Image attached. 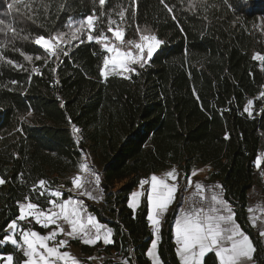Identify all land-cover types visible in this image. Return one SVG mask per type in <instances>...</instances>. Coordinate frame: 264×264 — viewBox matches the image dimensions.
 I'll return each mask as SVG.
<instances>
[{"label": "trees", "instance_id": "trees-1", "mask_svg": "<svg viewBox=\"0 0 264 264\" xmlns=\"http://www.w3.org/2000/svg\"><path fill=\"white\" fill-rule=\"evenodd\" d=\"M165 2L172 13L160 0H135L134 5L106 0L103 6L99 0H23L16 6L19 13L8 7L13 0H0L5 21L0 25V176L7 181L0 186V239L19 216L18 202L26 195L35 199L32 188L39 179L51 182L50 190L67 186L65 178L86 158L101 178L95 196L126 181L116 196L121 208L105 211L87 201L88 211L114 230V243L82 244L81 249L121 250L129 264H150L146 198L133 211L129 194L142 178L171 166L189 175L195 166L210 165V179L222 183L237 221L253 240L256 264H264L259 229L251 226L246 210L262 168L255 160L264 136V64L253 55L264 54V0H202L194 10L189 0ZM93 13L109 37L110 18L126 32V41L138 40L147 28L164 43L143 68L135 65V72L107 80L100 69L108 53L86 36L83 43L63 47L58 57L35 44L37 35L64 33L71 22ZM249 100L251 115L244 111ZM177 199L161 226L164 264H179L172 233ZM21 225L45 232L35 223ZM0 254L25 259L10 243L0 245ZM80 264L93 263L83 259ZM104 264L124 263L110 258ZM206 264L214 261L206 257Z\"/></svg>", "mask_w": 264, "mask_h": 264}, {"label": "snow or ice", "instance_id": "snow-or-ice-1", "mask_svg": "<svg viewBox=\"0 0 264 264\" xmlns=\"http://www.w3.org/2000/svg\"><path fill=\"white\" fill-rule=\"evenodd\" d=\"M132 2L134 5L135 0ZM105 3L106 0H99L101 6ZM160 3L169 13L173 12V8L165 0H160ZM201 3L202 0H189V7L194 10ZM22 4L23 0H13L8 7L11 9ZM24 7L27 11H31L29 5L24 4ZM16 11L19 13L20 7H16ZM126 12L127 9H123L118 13L120 21L125 20ZM28 18L32 17L28 16ZM173 19H175L174 16ZM99 20L100 17L93 13L80 20L70 32H56L55 35L48 36L37 35L34 42L50 55L58 57L64 51L60 47L61 44L74 41L83 43L82 37L86 36L89 42L94 41L95 44L102 46L104 52L110 54L103 55V66L100 69V74L105 80L110 76L135 72V65L143 68L164 43L156 35L150 34L151 30L147 28L143 29L144 34H140L138 40L128 39L126 41V32L116 20L109 18L107 32H110L118 43L111 42L104 29L97 23ZM0 25H5V21L0 20ZM6 28L16 33V28L12 23H8ZM137 31L141 30L137 28ZM93 33L96 34L93 35ZM125 44L129 46V50H124ZM25 58L29 61L33 59L32 56ZM36 59H41V57L37 56ZM253 59L264 64V54L255 53ZM0 60H3L2 55H0ZM8 63L12 64L13 61L9 60ZM260 96L264 98V92L260 93ZM252 103L249 100L248 106L244 109L249 115L252 114L250 111ZM73 131L79 133L81 130L73 126ZM262 162L264 158L257 157L255 160L257 169L261 168ZM81 169L85 175H76L72 178L73 187L67 191L96 200L97 197L93 195V192L95 187L101 183V178L86 164H82ZM199 171L203 169L193 170L191 176H196ZM179 179L180 174L173 167L162 175L151 174L149 178L140 180L139 190L131 193L129 206L134 210L139 207L141 198H146L147 220L153 227L155 235L147 256L153 260L154 264H162L157 252V242L161 240L162 219L175 202L180 190ZM5 183H7L5 178L0 176V186ZM146 185L148 188H145ZM50 188L51 182L39 179L32 188V191L37 193L35 199L26 195L23 201L18 202V219L7 224L8 234L0 239V245L10 243L15 250L21 252L25 259L16 260L14 254H7L0 256V264H80L75 255L61 250L69 246V238L79 240L88 246H95L100 241H103L105 245L114 243L112 230L100 223L94 215L88 213L83 200L74 199L71 195L66 199L63 198V185L57 186L55 190H50ZM216 188L221 191H212L210 195H206L208 189L205 185L201 182H194L191 177L187 179L185 185L187 195L183 198V205L179 208L174 225L175 252L179 262L180 264H206V257H209L214 264H254L253 254L256 248L252 239L236 221V213L231 204L223 198V186H213V189ZM189 189H191L190 192ZM40 197H44V200L41 201ZM99 199H103V196L101 195ZM251 211L253 209L249 208V212ZM250 219L251 226L255 227V217ZM33 221L44 229L51 228V231L41 234L31 227H22L19 223L30 224ZM259 235L264 237V228L259 231ZM60 236L65 238L58 239Z\"/></svg>", "mask_w": 264, "mask_h": 264}, {"label": "crops", "instance_id": "crops-1", "mask_svg": "<svg viewBox=\"0 0 264 264\" xmlns=\"http://www.w3.org/2000/svg\"><path fill=\"white\" fill-rule=\"evenodd\" d=\"M258 157H262V158H264V153L262 152V149H261V151H260V153H259V155H258ZM257 159V158H256ZM85 160V162H84V164H86L87 166H88V164H87V159L85 158L84 159ZM83 160V161H84ZM263 165V162H262V164H261V166ZM173 167H175L177 170H178V172H179V174H180V179H179V184H180V189H182V188H185V185H186V183H187V179L189 178V177H191V179L194 181V182H201L203 185H205L206 186V188L208 189V192L206 193V195H210L211 194V192L212 191H216V192H220L221 190L219 189V188H216V189H213V186H215V185H222V183L220 182V181H218V180H211L210 179V175H211V172H212V167L210 166V165H198V166H195L193 169H192V171L193 170H201V169H203V171H199L198 172V174L196 175V176H191V173H192V171L189 173V175H184L183 173H181L180 171H179V169H178V167L177 166H171V167H169V168H167V169H165V170H163V171H160V172H157V173H154V174H157V175H162L163 173H165L166 171H168V170H171ZM83 174V171H82V169H81V165H80V167H79V169L78 170H76L75 172H73V173H71L69 176H67V178H65V180H69L70 181V183L67 185L69 188H72L73 187V185H72V183H71V181H72V178H74L76 175H82ZM150 177V175L149 176H147V177H144V178H142V179H145V178H149ZM141 179V180H142ZM64 187L66 186V185H63ZM223 186V185H222ZM145 188H148V186L146 185L145 186ZM64 189V188H63ZM139 190V184H138V186H136L133 190H132V192H134V191H138ZM131 192V193H132ZM131 193L129 194V197H128V201H127V206L130 208V209H132L130 206H129V204H130V202H131ZM179 193V192H178ZM178 193H177V195H178ZM225 191H224V187H223V198L226 200V198H225ZM68 194L69 195H71L74 199H80V200H83L84 201V203H85V205L87 206V201H89V200H92V199H89L88 197H86V196H80V195H78L77 193H75V192H73V193H69L68 192ZM101 194H103V193H101ZM101 194L99 193V195L98 196H96L97 198H99L100 196H101ZM68 195V196H69ZM93 195H94V192H93ZM177 195H176V199H177ZM67 196V197H68ZM95 196V195H94ZM67 197H63V198H67ZM143 198L144 197H142L141 198V202H142V200H143ZM175 202H176V200H175ZM174 202V203H175ZM229 202V201H228ZM174 203L172 204V205H174ZM230 203V202H229ZM231 204V203H230ZM140 205H141V203H140ZM139 205V206H140ZM171 205V206H172ZM231 206H232V208H233V210L235 211V209H234V206L231 204ZM139 207H137L135 210L134 209H132L133 211H136L137 209H138ZM171 208V207H170ZM169 208V209H170ZM249 208H252L253 209V211H251V212H249ZM247 217H248V219H249V221H250V223H252V221H251V217H255V220H256V226H255V228H257V229H259V231L262 229V228H264V195H261V194H256L255 195V197H249V201H248V207H247ZM87 211H88V207H87ZM88 213H90L89 211H88ZM92 214V213H91ZM178 214H179V209H178V211H177V213H176V215H175V217H174V219H173V221H172V233H173V242L175 243V229H174V225H175V219L178 217ZM92 215H94L97 219H98V217L95 215V214H92ZM164 218H165V216L163 217V219H162V223H163V220H164ZM18 219V218H17ZM31 219V218H30ZM235 219H236V217H235ZM99 220V219H98ZM236 221H237V219H236ZM99 222L100 223H102V224H104L108 229H111L112 230V240L114 241V230L108 225V224H106V223H104V222H101L100 220H99ZM238 222V221H237ZM20 224H22V223H25V222H19ZM32 223H35L34 221L32 222ZM162 223H161V226H162ZM36 224V223H35ZM37 225H39V224H37ZM22 226V225H21ZM40 226V225H39ZM54 227V226H53ZM148 227H149V229H150V231H151V233H152V241H151V243H150V245H149V248L147 249V251H146V257H147V259L150 261V264H154V262H153V260L151 259V258H149L148 256H147V252L151 249V244H152V242H153V240H155V235H154V229H153V227L152 226H150V222L148 221ZM34 231H38V230H35V229H33ZM49 231H51V228H49V229H45V232H40V231H38V232H40L41 234H47ZM103 231V230H102ZM160 235H161V233H160ZM65 237H63V236H60V237H58V239H64ZM251 238V237H250ZM261 239H262V242H263V246H264V237H262L261 236ZM76 242H79V244H77ZM160 242H161V240L160 241H158L157 242V245H158V247H157V252H158V255H159V259H160V261L162 262V264H164V262H163V260H162V258H161V256H160V254H159V245H160ZM252 242H253V240H252ZM113 244V243H112ZM112 244H108V245H105L104 243H103V241H100V242H98L95 246L96 247H100V248H104V247H106V246H109V245H112ZM254 244V243H253ZM81 245H82V243L79 241V240H72V239H70L69 238V246L67 247V248H65V249H61L62 251H64V250H66V251H69L70 253H72L73 255H75L77 258H78V260L81 262V260H83V259H87V260H90L93 264H104V262L107 260V259H110V257L108 256V253L109 254H111V257L114 259V262H122V263H124V264H129V261L128 260H124V258H120L114 251H111V252H108L107 254H104V253H101V252H99V251H93L92 253H85V252H83V250L81 249ZM88 246V245H87ZM255 246V245H254ZM175 248H176V244H175ZM254 254H255V252H254ZM254 254H253V262H254V264H256V262H255V258H254ZM0 256H3L2 254H0ZM177 258H178V256H177ZM178 261H179V258H178ZM179 264H180V262H179Z\"/></svg>", "mask_w": 264, "mask_h": 264}, {"label": "built area", "instance_id": "built-area-1", "mask_svg": "<svg viewBox=\"0 0 264 264\" xmlns=\"http://www.w3.org/2000/svg\"><path fill=\"white\" fill-rule=\"evenodd\" d=\"M260 180L264 185V172H262L261 176H260ZM122 186V183H120L118 185V183H115V185L113 186V188L111 189V193L109 194H104L103 195V199H99V200H91V204L99 209H103L105 211H110L111 209H115V208H121L123 206L122 200L120 197H116L119 194V190ZM68 186L64 187V190L67 191ZM191 191V189H189V192ZM187 195V193H185V188H182L179 190V196L177 199V204H178V208H180L183 205V198ZM99 252L107 254L106 252L100 250ZM119 257L123 258L124 257V251H114ZM108 256L113 259L111 257V254L108 253ZM126 258V257H125ZM114 260V259H113Z\"/></svg>", "mask_w": 264, "mask_h": 264}, {"label": "rangeland", "instance_id": "rangeland-1", "mask_svg": "<svg viewBox=\"0 0 264 264\" xmlns=\"http://www.w3.org/2000/svg\"><path fill=\"white\" fill-rule=\"evenodd\" d=\"M78 22H79V21H78ZM78 22H71V25L69 26L68 30H67L66 32H64V33H67V32H70L71 30H74V28L78 25ZM114 27H115V26H114ZM141 34H144L143 31H142ZM150 34H152V33H150ZM110 37H111V38H110ZM110 37H109V38H110V41H111V42L118 43V42H116V41L114 40V37L112 36V34H111ZM67 45H70V43H67V44H61L60 47L63 48V47H65V46H67ZM123 47H124V50H129V46H128L127 44H125ZM108 55H110V54H108ZM125 74H127V73H125ZM125 74H123V75H125ZM252 110H253V104H252V106H251V108H250V111H251V112H252ZM262 152L264 153V136H263ZM84 162H85V160L81 162V165L84 164ZM88 167H89V166H88ZM261 167H262V168H261L260 176H261L262 172H264V162H263V165H262ZM82 175H85V173H83ZM125 181H126V180H122V182H118V185H119L120 183L124 184ZM68 188H69V187H68ZM98 190H99V189H98V187L96 186L94 192H97ZM256 194L264 195V185H263V183L261 182L260 179L258 180V183L254 186V188L251 190V192H250V197L253 198V197H255ZM101 195L103 196L104 194H101ZM96 200H99V198H97ZM120 258H121V257H120ZM123 258H124V260H127V258H125V257H123Z\"/></svg>", "mask_w": 264, "mask_h": 264}]
</instances>
